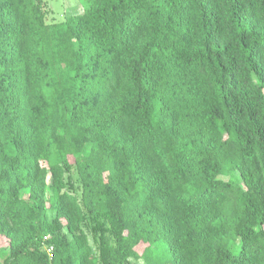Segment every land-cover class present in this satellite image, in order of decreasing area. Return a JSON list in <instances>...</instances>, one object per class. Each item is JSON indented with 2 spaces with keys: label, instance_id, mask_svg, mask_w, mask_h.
<instances>
[{
  "label": "trees",
  "instance_id": "1",
  "mask_svg": "<svg viewBox=\"0 0 264 264\" xmlns=\"http://www.w3.org/2000/svg\"><path fill=\"white\" fill-rule=\"evenodd\" d=\"M79 2L0 0V264H264V0Z\"/></svg>",
  "mask_w": 264,
  "mask_h": 264
},
{
  "label": "rangeland",
  "instance_id": "2",
  "mask_svg": "<svg viewBox=\"0 0 264 264\" xmlns=\"http://www.w3.org/2000/svg\"><path fill=\"white\" fill-rule=\"evenodd\" d=\"M45 7L48 11V18L52 17L56 20L60 19L64 15L76 14L81 12L82 10V6L79 0H46ZM67 185L69 188H71V190L75 191L77 194L79 193L77 178L73 171L71 172V177L68 178ZM90 225L91 227H93V229H95L96 232L88 230L89 241L92 244L96 255L99 257L100 260L103 261L104 252H106V247L104 244L105 239L102 238V235L105 232H108V228L105 226L102 218L93 220ZM3 240L4 239L1 237L0 251H2V253H5L6 249L5 247L3 248ZM142 247V245L138 247L139 252L142 250ZM127 264H145V262L143 261V259H130L128 260Z\"/></svg>",
  "mask_w": 264,
  "mask_h": 264
},
{
  "label": "built area",
  "instance_id": "3",
  "mask_svg": "<svg viewBox=\"0 0 264 264\" xmlns=\"http://www.w3.org/2000/svg\"><path fill=\"white\" fill-rule=\"evenodd\" d=\"M44 239H45V237H44ZM46 251H47V253H48V255L50 256V257H52L53 256V254H52V252H53V245L52 244H46Z\"/></svg>",
  "mask_w": 264,
  "mask_h": 264
}]
</instances>
